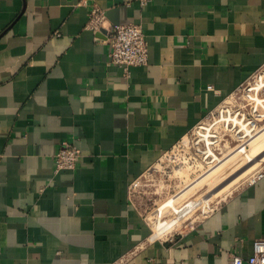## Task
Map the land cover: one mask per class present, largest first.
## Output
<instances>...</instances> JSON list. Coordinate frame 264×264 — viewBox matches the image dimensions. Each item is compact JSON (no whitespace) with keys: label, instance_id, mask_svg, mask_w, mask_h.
I'll list each match as a JSON object with an SVG mask.
<instances>
[{"label":"crops","instance_id":"crops-1","mask_svg":"<svg viewBox=\"0 0 264 264\" xmlns=\"http://www.w3.org/2000/svg\"><path fill=\"white\" fill-rule=\"evenodd\" d=\"M93 8L142 26L146 66L109 63ZM262 67L264 0H0V264L249 259L264 239V176L165 238L132 194ZM64 143L82 155L56 174Z\"/></svg>","mask_w":264,"mask_h":264},{"label":"rangeland","instance_id":"rangeland-1","mask_svg":"<svg viewBox=\"0 0 264 264\" xmlns=\"http://www.w3.org/2000/svg\"><path fill=\"white\" fill-rule=\"evenodd\" d=\"M263 173L264 67L142 177L132 198L154 232L177 210L201 202L165 238L189 230Z\"/></svg>","mask_w":264,"mask_h":264},{"label":"built area","instance_id":"built-area-1","mask_svg":"<svg viewBox=\"0 0 264 264\" xmlns=\"http://www.w3.org/2000/svg\"><path fill=\"white\" fill-rule=\"evenodd\" d=\"M150 1L141 0V3L147 5ZM88 27L100 33L101 39L110 46V64L122 67L129 74L132 67L146 66L149 63V44L140 24L107 25L105 13L93 8ZM81 155L78 146L64 143L56 154L55 173L76 169ZM263 176L264 173L259 178ZM230 264H264V239H257L254 242V251L249 259L234 255Z\"/></svg>","mask_w":264,"mask_h":264},{"label":"bare ground","instance_id":"bare-ground-1","mask_svg":"<svg viewBox=\"0 0 264 264\" xmlns=\"http://www.w3.org/2000/svg\"><path fill=\"white\" fill-rule=\"evenodd\" d=\"M237 135H238V132H237ZM234 136H235V134H234ZM205 138H207V137L205 136ZM208 144L210 145V147H212L213 140L212 139L208 140V138H207V146H208ZM169 202L171 205H169L168 207H174L175 199L173 198ZM200 203H201L200 201H193V202L189 203L188 205H186L181 210H177V215L175 218H173L171 221L166 222L165 224H163L161 226H157V228L155 229V231H156L155 237H159L161 234L166 233V232H170L171 229H173L174 227H177L180 224L181 220L184 219V217H186L191 211L196 209Z\"/></svg>","mask_w":264,"mask_h":264}]
</instances>
